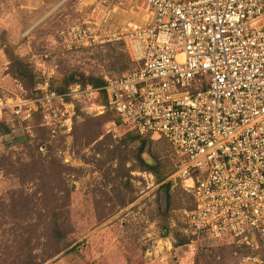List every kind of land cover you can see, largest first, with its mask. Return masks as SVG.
I'll list each match as a JSON object with an SVG mask.
<instances>
[{"label": "rangeland", "instance_id": "rangeland-1", "mask_svg": "<svg viewBox=\"0 0 264 264\" xmlns=\"http://www.w3.org/2000/svg\"><path fill=\"white\" fill-rule=\"evenodd\" d=\"M93 3L0 0V264H264L260 249L191 234L182 212L193 200L170 181L169 144L123 131L86 81L134 67L123 41L61 42L59 31L82 23ZM131 21L141 23L123 16L108 27ZM17 59L73 90L70 130L29 104L32 83L17 77Z\"/></svg>", "mask_w": 264, "mask_h": 264}, {"label": "built area", "instance_id": "built-area-1", "mask_svg": "<svg viewBox=\"0 0 264 264\" xmlns=\"http://www.w3.org/2000/svg\"><path fill=\"white\" fill-rule=\"evenodd\" d=\"M123 16L141 23L110 31ZM58 35L67 48L125 43L134 67L96 89L106 107L126 133L169 144L192 235L264 253V0H94ZM38 91L29 104L70 130L73 90L45 79Z\"/></svg>", "mask_w": 264, "mask_h": 264}, {"label": "trees", "instance_id": "trees-1", "mask_svg": "<svg viewBox=\"0 0 264 264\" xmlns=\"http://www.w3.org/2000/svg\"><path fill=\"white\" fill-rule=\"evenodd\" d=\"M15 63H16L15 66H16V70H17V72H16L17 77L23 78V80L29 79L30 83H32L31 85H32L33 91H34L33 92L34 98H37L38 96H40V92L38 91V86L44 82V78L41 76H36L35 74H33V72L27 68L26 64L22 60L17 59V60H15ZM86 81L96 88H102L105 86L104 80H99V79H96L93 77L88 78ZM51 88L60 94H63L66 91V90H62V89H55L53 87H51ZM101 95L104 98L105 103L107 105L105 92L101 91ZM137 137L135 138V140L137 139ZM132 139L134 140V137H132ZM144 147H145V143L143 142L142 146L140 148V154L144 151ZM139 159H140L141 163L143 165H145L143 160L141 159V156L139 157ZM150 169L152 171H154V173L156 172V170L154 168L150 167ZM167 187L169 188L170 186H167Z\"/></svg>", "mask_w": 264, "mask_h": 264}]
</instances>
